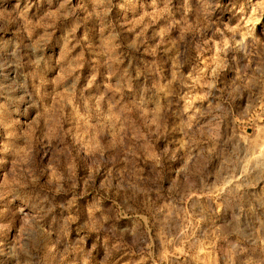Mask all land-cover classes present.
<instances>
[{
	"label": "rangeland",
	"instance_id": "374dc122",
	"mask_svg": "<svg viewBox=\"0 0 264 264\" xmlns=\"http://www.w3.org/2000/svg\"><path fill=\"white\" fill-rule=\"evenodd\" d=\"M0 264H264V0H0Z\"/></svg>",
	"mask_w": 264,
	"mask_h": 264
}]
</instances>
